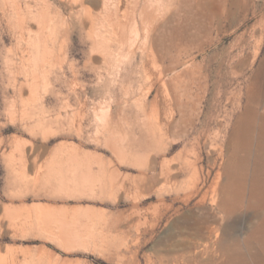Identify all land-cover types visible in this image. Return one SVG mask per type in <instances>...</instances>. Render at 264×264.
<instances>
[{
  "label": "rangeland",
  "instance_id": "obj_1",
  "mask_svg": "<svg viewBox=\"0 0 264 264\" xmlns=\"http://www.w3.org/2000/svg\"><path fill=\"white\" fill-rule=\"evenodd\" d=\"M47 1L68 17L67 61L80 73L73 87L66 62L44 99L13 101L33 73L0 11V39L13 58L9 73L0 56V264H225L220 242L233 218L216 211L225 175L216 190L214 180L249 85L264 73V0H166L159 68L142 49L118 65L104 61L69 3ZM73 154L105 184L69 189ZM49 211L78 217L87 230L81 242L24 223ZM191 215L203 217L199 232ZM250 219L244 208L242 236Z\"/></svg>",
  "mask_w": 264,
  "mask_h": 264
},
{
  "label": "bare ground",
  "instance_id": "obj_2",
  "mask_svg": "<svg viewBox=\"0 0 264 264\" xmlns=\"http://www.w3.org/2000/svg\"><path fill=\"white\" fill-rule=\"evenodd\" d=\"M38 1L42 5L34 9L28 0H0V11L7 19V28L14 29L18 46L23 51L21 52L23 67L33 73L31 81L28 77L25 78L26 81L15 86L18 96H15L13 101L20 99L32 104L38 103L44 99L47 91L53 90V76L68 62L67 38L63 34L68 24V17L61 13L54 14L47 0H36V5L39 4ZM60 1L69 3L72 14L83 18L87 34L92 39V52H101L104 61L114 60L118 65L123 57H127L129 53L133 54L136 49H142L146 51L149 62L155 68L158 66L160 45L155 40L161 37H157L161 27L165 30L162 18L169 11L166 0ZM122 5H125L127 10L120 13ZM94 7H100L99 11H95ZM28 16L32 19L29 29L26 28ZM1 18L0 28L4 25ZM11 52L6 49L4 40L0 39V56H4L9 73L12 71ZM68 66L73 74L72 86L74 87L78 83L80 69L74 62H68ZM150 72L154 74V71ZM161 74L164 77V74ZM150 75L149 73V77ZM257 79L259 82H256V85L253 82L250 83L247 105L236 118L230 133L229 153L224 170L218 171L217 180H214L216 190L218 179L222 174L225 175V180L220 187V197L214 199V204L218 214L233 218L229 227L226 226L227 238L220 242V247L226 255L225 264H264V113L262 114L258 109V105L264 108V73H258ZM156 80L166 85V81L161 76H158ZM69 160L71 163H68L67 177L69 181H72L67 184L69 189L77 191L96 182H100L102 186L105 184L101 175L91 172L89 164H80L81 159L77 155H71ZM63 167L60 166L58 171L62 172ZM244 208L250 212L251 218V232L246 236H242L243 225L239 223L240 212ZM40 213L34 218L31 215L27 216L24 223L32 226L34 224L49 225L48 228L56 226L57 232L51 230V233L61 236L60 238L67 243L81 242V237L87 233L86 228L83 227L85 224L78 217L69 218L51 211L46 214ZM191 217L195 219L199 232L201 227L198 224L203 217L198 215H191ZM5 219L4 217L0 220ZM238 228L239 233L236 231Z\"/></svg>",
  "mask_w": 264,
  "mask_h": 264
}]
</instances>
